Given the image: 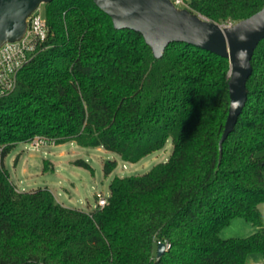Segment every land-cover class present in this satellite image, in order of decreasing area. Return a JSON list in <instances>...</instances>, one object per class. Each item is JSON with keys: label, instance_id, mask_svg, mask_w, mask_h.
I'll return each mask as SVG.
<instances>
[{"label": "trees", "instance_id": "trees-1", "mask_svg": "<svg viewBox=\"0 0 264 264\" xmlns=\"http://www.w3.org/2000/svg\"><path fill=\"white\" fill-rule=\"evenodd\" d=\"M187 2L220 24L264 5ZM45 5L48 35L15 89L0 97V264H247L254 254L264 257V38L252 58L246 104L221 154L228 58L177 41L157 57L140 32L117 29L94 0ZM169 139L167 161L141 175L116 176L107 204L91 211L63 205L48 188L19 191L5 165L19 142L76 141L136 163ZM116 166L106 160L105 174ZM236 217L258 230L221 237ZM157 241L168 244L161 257Z\"/></svg>", "mask_w": 264, "mask_h": 264}, {"label": "water", "instance_id": "water-1", "mask_svg": "<svg viewBox=\"0 0 264 264\" xmlns=\"http://www.w3.org/2000/svg\"><path fill=\"white\" fill-rule=\"evenodd\" d=\"M52 0H0V47L21 39L28 18L42 3ZM112 19L117 29L140 32L157 57L173 42H186L229 59L230 106L223 143L233 131L247 100V82L253 71L252 58L264 38V5L251 16L233 25L220 24L199 13L177 7L172 0H94ZM160 242L157 255L167 251Z\"/></svg>", "mask_w": 264, "mask_h": 264}, {"label": "rangeland", "instance_id": "rangeland-1", "mask_svg": "<svg viewBox=\"0 0 264 264\" xmlns=\"http://www.w3.org/2000/svg\"><path fill=\"white\" fill-rule=\"evenodd\" d=\"M183 1L189 5L187 0ZM45 8V3H42L34 17L46 20ZM172 151L173 141L169 139L163 149L132 163L123 160L118 153L102 147L81 146L76 141L53 144L34 140L19 142L5 158V165L19 191L48 188L63 205L91 211L98 205V195H110V184L116 176L144 174L156 164L167 161ZM78 159L87 161L92 169L77 164L75 161ZM109 159L116 160L117 166L112 173L106 175L104 163ZM260 204L264 214V202ZM251 227H254L252 223L236 217L221 230L220 236L246 237L254 233L251 232Z\"/></svg>", "mask_w": 264, "mask_h": 264}, {"label": "built area", "instance_id": "built-area-1", "mask_svg": "<svg viewBox=\"0 0 264 264\" xmlns=\"http://www.w3.org/2000/svg\"><path fill=\"white\" fill-rule=\"evenodd\" d=\"M172 1L179 8L189 7L183 0ZM38 10H35L28 18V26L24 36L19 40L6 42L0 48V97L15 89L19 71L35 55L38 41L44 40L48 35L47 21L34 17ZM233 24V22H229L226 25ZM0 148L1 152L2 147ZM98 197V205L107 204L108 197L102 194ZM160 242L162 241H157L156 245L158 246ZM252 264H264V261H255Z\"/></svg>", "mask_w": 264, "mask_h": 264}, {"label": "crops", "instance_id": "crops-1", "mask_svg": "<svg viewBox=\"0 0 264 264\" xmlns=\"http://www.w3.org/2000/svg\"><path fill=\"white\" fill-rule=\"evenodd\" d=\"M260 205L259 204V209H260ZM261 210V209H260ZM258 230V227L257 226H254V227H251V232H256ZM264 260V257H262L261 255H258V254H254L252 255L250 258H249V261L247 262V264H252L253 262L255 261H263Z\"/></svg>", "mask_w": 264, "mask_h": 264}]
</instances>
